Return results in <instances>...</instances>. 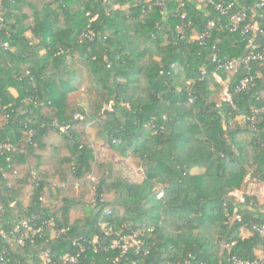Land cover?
<instances>
[{
	"label": "trees",
	"instance_id": "trees-1",
	"mask_svg": "<svg viewBox=\"0 0 264 264\" xmlns=\"http://www.w3.org/2000/svg\"><path fill=\"white\" fill-rule=\"evenodd\" d=\"M232 1L234 12L245 9L247 20L264 29L261 11L255 16L250 10L257 0ZM210 20L215 25L201 45L192 36ZM248 38L231 31L229 16L214 5L196 0H0V113L6 117L0 142L17 146L7 178L0 173L5 206L0 229L10 232L33 214L39 220L53 217L56 230L66 229L60 237L38 236L25 244L16 237L0 241V248L8 250L7 264H43L47 251L57 261L65 252L76 255L73 239L98 236L106 242L103 227L139 231L141 252L135 247L105 250L99 243L98 250L82 252L78 264H234L229 257L253 259L264 238L252 224L263 223L264 213L252 210L251 203L264 207V198L247 195V203L239 205L230 191L240 189L245 164L264 182V111L254 113L264 108V66L254 63L252 81L237 92L247 70L233 74L218 69L212 57L215 48L224 61L245 55L251 48ZM77 57L105 102H112L102 111L104 136L114 150L140 156L146 176L131 182L111 168L91 179L96 201L91 206L85 201L81 215L72 219L78 199L63 197L55 212L43 196L56 189L62 193L68 172L72 180L82 181L95 162V150L82 132L100 117L68 99L78 87V69L71 60ZM182 70L186 80L180 82ZM215 72L222 80L231 77L233 103L214 100L222 88ZM139 76L145 82L141 96L136 92ZM128 101L130 108L122 105ZM241 133L248 136L247 143L237 141ZM33 154L38 159L34 166L29 162ZM45 155L58 161L56 169L41 171ZM6 163L1 157L0 166L6 168ZM205 175L215 179L214 188L204 187ZM157 184L162 196L154 189ZM236 209L241 221L232 220ZM242 228L250 230L249 237L241 235ZM216 233L217 240L235 241L231 250L214 249L219 246L212 240Z\"/></svg>",
	"mask_w": 264,
	"mask_h": 264
},
{
	"label": "built area",
	"instance_id": "built-area-1",
	"mask_svg": "<svg viewBox=\"0 0 264 264\" xmlns=\"http://www.w3.org/2000/svg\"><path fill=\"white\" fill-rule=\"evenodd\" d=\"M200 4H212L215 6L217 10L221 12V14L229 16L230 18V29L233 32L241 31L244 35L248 38V44L251 47L250 51L242 56H235L231 57L227 60H222L219 57V51L215 48L213 52V60L218 63V69H228L233 74H236L240 69L244 68L247 70V76L241 79L236 84V91L240 92L243 90L248 82L252 81L251 71L253 70L254 63L264 66V29L261 28L259 23H253L250 20H247L249 13L244 9L240 13H236L233 11V7L235 5L234 1H227L224 0H196ZM159 5L162 7L164 6V2L159 1ZM184 4V3H182ZM251 13L253 15H257L260 11V15L264 17V0H257L253 3L250 8ZM165 10L164 8L161 10L163 13ZM177 13V12H176ZM182 17H186V14L183 13ZM215 25V21L210 20L204 30L200 33H195L192 39L195 41H199L201 45L206 44L207 36L210 34L211 28ZM8 45V43H5ZM205 73V72H203ZM215 76L218 77V80H222V77L218 72H215ZM223 81V80H222ZM231 88L228 86L225 90V95L222 101H228L233 103L234 97ZM264 108H257L254 110V113L263 112ZM28 133H33V130L29 131ZM17 150V146L11 141H3L0 142V158L5 156L6 157V168L0 166V173H2L3 177L7 178L8 176V169L12 168V158L11 154ZM13 172L17 173L16 168H13ZM256 183L258 184L257 180ZM163 192L159 193V196H162ZM230 195L234 196L237 203L239 205H243L247 203V195L255 196L257 199L264 198V191H254V190H247L243 191L242 189H233L230 191ZM42 199V197H41ZM251 209L258 211L259 213H264V207L260 206L259 202L252 201ZM237 208V207H236ZM237 210V209H236ZM234 212V216L232 220L241 221L242 214L238 212V210ZM5 212V206L2 202V198L0 197V214ZM56 222L53 217H49L46 219L39 220V217L36 214L29 216L21 221V223L17 224L10 232H6L3 229H0V241L8 242L11 240V237H16L18 243L25 244L26 241L34 242L36 237L43 236L47 239L56 238L61 236L62 231H66L63 229L58 231L55 229ZM252 230L256 231L259 236L264 238V222L261 224H252ZM104 231V238L107 241H99V237L95 236L93 239L85 238V237H77L73 239V243L78 246V253L73 255L71 252H65L64 254L59 256L60 261L52 259V256L49 254V251L42 254L41 259L43 260V264H78L79 257L82 252L88 250V248L93 247L94 249L98 250L100 247L98 244H102V248L105 250H109L110 248L121 247L122 251H127L131 247H135V251L137 253L141 252L142 246L144 245L143 240L139 237V231L128 233L123 232L121 230H116L113 232L112 229L103 227ZM249 231V230H248ZM113 235V236H112ZM242 235V234H241ZM243 236V235H242ZM109 237L111 241L108 242ZM244 237V236H243ZM235 241L227 242L223 245V249L227 248L231 250ZM146 254L149 253V250L145 251ZM229 262H233L234 264H264V245H260L259 252L253 259H243L237 256H232L228 258ZM8 262V250L0 248V264H7ZM138 260H134L132 264H138ZM185 264H189V260L186 261ZM196 264H222V261L209 263L205 260H200Z\"/></svg>",
	"mask_w": 264,
	"mask_h": 264
},
{
	"label": "rangeland",
	"instance_id": "rangeland-1",
	"mask_svg": "<svg viewBox=\"0 0 264 264\" xmlns=\"http://www.w3.org/2000/svg\"><path fill=\"white\" fill-rule=\"evenodd\" d=\"M151 1V0H148ZM119 4H116V7H119ZM195 34V33H194ZM193 34V35H194ZM194 37V36H193ZM77 56V55H76ZM79 57V56H78ZM78 57L72 62V65L78 69L77 78L75 80V83L78 85L77 89L70 93L69 95V103L74 106H81L84 107V109L89 113L90 115H94L95 112H97L96 115H99V119H96L95 116L93 118V122L89 123L86 129H82L81 127L78 128L79 131H82V133L86 134V137L91 144V146L95 150V162L92 164V171L87 170V172L83 175L82 181H87L82 183L80 180H72L70 172L69 178L67 179V182L64 183L66 187L63 188L62 193L57 192V189L54 191V195H51L48 191L47 194L43 196L44 201L46 200L47 204L52 205V209L57 212L59 208L62 206V198L63 197H73L75 199H78V209L74 208L71 213V218L75 219L76 216H80L81 211H83V205L91 206L92 203H94L96 200L95 198V188L89 183L91 179H97L100 177L105 171H110V169H114L117 171L118 175L127 181L131 182H142L143 179L146 176V167L142 164V159L140 156L135 155L131 152H128L127 155H123L122 153L114 150L107 138L104 136V130L101 126L102 118L104 115L102 114V111L106 108H110L112 102L107 103L104 100L103 95L100 92V89L98 86L94 85L90 80V75L86 73L84 66H81L78 62ZM78 59V61H77ZM159 59V57L155 58ZM220 76H222L220 74ZM216 80L219 81V83L222 85V88L216 91L214 100L217 102L222 101L225 95L226 88L230 85L231 77L223 78L222 80H218L219 78L216 77ZM186 80L185 71L182 70L179 75L178 81L183 82ZM137 85V95L141 96L142 88L145 85V82L142 77L139 76V80L136 83ZM137 96V98L139 97ZM122 105H125V107L130 108L132 106V102H126ZM238 120L243 121L242 117H238ZM6 121V117L4 114L0 113V124H4ZM55 135V133L52 134V136ZM237 141L240 143H247L249 141V138L246 134L241 133L237 137ZM250 157L252 158V150H247ZM37 157L33 154L30 158L31 165H36ZM249 163V162H248ZM58 166V161L56 159H52L50 155H45L41 161V171L44 170H53L56 169ZM91 169V168H90ZM254 167H251L248 164L243 165L242 168V182L240 189L243 191H264V182L262 180H259L252 176ZM22 172L25 171V169H21ZM194 172H198L199 170ZM86 179V180H85ZM256 180L258 184L256 183ZM58 181V179L56 180ZM216 184L215 179L208 177L205 175L204 177V187L206 189H212L214 188ZM26 186L29 188V184ZM28 188H25L26 192L28 191ZM156 192H161L162 186L157 184L154 188ZM26 202L29 201V196H26L24 198ZM86 201V203H85ZM90 211L87 210L86 213H89ZM202 231H205L202 229ZM196 232H198L196 230ZM241 234L244 237H249L250 230L246 228L241 229ZM219 234L212 235L213 242L219 241V246L215 247L214 249L218 252L221 251L223 248V245L227 242H224V240H217Z\"/></svg>",
	"mask_w": 264,
	"mask_h": 264
}]
</instances>
